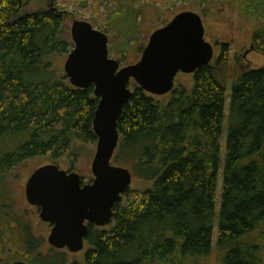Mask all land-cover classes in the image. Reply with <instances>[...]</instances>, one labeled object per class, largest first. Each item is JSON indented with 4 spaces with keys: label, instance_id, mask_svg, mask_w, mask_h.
<instances>
[{
    "label": "trees",
    "instance_id": "1",
    "mask_svg": "<svg viewBox=\"0 0 264 264\" xmlns=\"http://www.w3.org/2000/svg\"><path fill=\"white\" fill-rule=\"evenodd\" d=\"M179 1L209 7L218 1L232 4V0H64L60 9L72 3H82V9L91 5L90 14L114 29L118 21L135 17L138 27L145 5ZM32 2L0 0V220L11 218L13 212L6 187L13 169L34 159L63 158L73 169L84 145L98 143L93 122L99 100L94 88H74L53 67L52 59L69 55L72 48L61 27L63 19L52 10L30 12ZM241 4L262 21L254 42L264 53V0ZM132 38L128 36V41ZM227 62L225 48L215 65L193 77L190 89L175 87L165 103L134 86L118 123L121 140L113 163L132 173L136 188L115 206L110 227L90 226L82 261H70L68 253L29 238L25 243L29 254L41 247L44 251L34 253L28 264H264V70L239 75L226 116L227 89L216 66ZM8 251L12 253L11 248Z\"/></svg>",
    "mask_w": 264,
    "mask_h": 264
},
{
    "label": "water",
    "instance_id": "2",
    "mask_svg": "<svg viewBox=\"0 0 264 264\" xmlns=\"http://www.w3.org/2000/svg\"><path fill=\"white\" fill-rule=\"evenodd\" d=\"M205 36L202 18L183 12L152 34L137 64L122 67L120 60L110 58L105 33L87 21L73 22L74 47L64 72L74 88H94L99 100L93 122L98 143L90 182L84 183L81 174L63 171L56 164L37 169L27 182L26 200L51 227L47 242L52 249L79 254L85 249L91 225L105 229L113 224L114 208L123 203L133 183L132 173L113 163L121 140L118 123L133 96L130 84L134 80L153 97L171 94L178 75L196 76L216 60Z\"/></svg>",
    "mask_w": 264,
    "mask_h": 264
},
{
    "label": "rangeland",
    "instance_id": "3",
    "mask_svg": "<svg viewBox=\"0 0 264 264\" xmlns=\"http://www.w3.org/2000/svg\"><path fill=\"white\" fill-rule=\"evenodd\" d=\"M82 1L83 0H80V2ZM218 2L212 3L210 7L205 4L182 1L177 3L169 2L166 6L156 4H152V6L145 5L141 7L140 10L141 19H138L137 21L138 27L134 22L135 17L130 20L118 21L115 23L118 25H115L114 29L112 27L105 28L97 18L90 14L91 5L82 9L80 7L82 3H77L76 5L72 3L65 8L66 12H68L71 17L64 18L61 27L67 32L70 44H72V21L80 20L89 22L96 29L101 30L108 36L110 58L120 60L121 66L127 67L135 65L140 61L143 51L148 46L149 40L155 31L163 28V26L172 21L174 17L183 12H194L198 14L207 24L206 41L215 47L214 51L216 54V60L220 57L221 48L223 49L226 45L229 46L230 43H235L230 44L231 48L227 47V64H222L217 67L219 79L226 85L227 89L225 108L227 116L231 101L232 85L237 81L239 75L247 69L244 60V49L249 48L252 38L262 24V21L257 20L256 17L255 20L247 19L245 7L241 4V0H232L231 5L226 3L218 4ZM28 10L30 12L42 10V5L34 2L28 7ZM132 22L134 23V28L131 26ZM131 30L135 33H132ZM128 36H134V39L132 38V40L128 41ZM135 38H138V40L136 41ZM73 47L74 46L70 49L71 51L73 50ZM141 49L143 51L139 52ZM259 53L260 54L251 55L249 59H252L258 65H264V53L260 51ZM67 58L68 55L52 59L53 67L60 76L65 74L64 65ZM193 77V75H178L176 78V87L185 86L190 89L193 86ZM134 86H136V83L132 81L130 88L133 90ZM160 100L165 103L167 96L162 97ZM227 135L228 125L226 118L224 136L221 143L222 167L225 164ZM84 146L82 157L73 169L67 158H63L58 162H53L50 159L43 161L34 159L19 165L8 174L6 179V187L8 191L7 200L9 201V205L13 212L10 213L11 218L0 220V264H11L13 261L23 259L27 262L31 261L30 259H32L35 252L29 254L27 251L25 243L29 238L42 240L45 245L48 246V249L51 247L47 242L51 227L40 220L39 210L28 204L25 194L26 185L31 175L37 169L49 164H56L61 170L66 172H77L83 177L84 183L90 182L93 178L91 168L96 154L97 145ZM222 182L223 171L221 170L217 182L218 199L216 207V226L214 229V244L217 241L218 235L217 224L221 208ZM131 188H136L134 183ZM5 205H8L7 202H5ZM9 209L10 208H7L8 212ZM15 212L16 216L14 215ZM2 242L6 243L5 246H3ZM9 248H11L12 253H9ZM88 248L89 247L85 245L84 251L79 254H71L67 250H63V252L68 253L71 256L70 261H82ZM37 251V253H35L36 256L40 255L39 253L42 254L44 247H41Z\"/></svg>",
    "mask_w": 264,
    "mask_h": 264
},
{
    "label": "flooded vegetation",
    "instance_id": "4",
    "mask_svg": "<svg viewBox=\"0 0 264 264\" xmlns=\"http://www.w3.org/2000/svg\"><path fill=\"white\" fill-rule=\"evenodd\" d=\"M34 2H37V3H39V4H41L42 5V10H39V11H35V12H41V11H54V12H56L57 13V15H58V17H60V18H62L63 20H64V18H70L71 17V15H69L68 14V12H66V10L65 9H60V8H62L63 6H62V4H63V2H64V0H33V2L32 3H34ZM65 13V14H64ZM245 14L247 15L246 17H247V19H249V20H255V17L256 16H252V15H250L249 14V12H247V11H245ZM256 19L258 20V18L256 17ZM203 20V19H202ZM74 21H77V20H73L72 21V24H73V22ZM80 21V20H79ZM203 23H204V25H205V29H206V27H207V24H206V22H205V20H203ZM262 25V24H261ZM261 25L259 26V28L261 27ZM72 28V27H71ZM259 28L257 29V31H256V33L259 31ZM206 32H207V30H206ZM255 33V34H256ZM230 44H235L234 42L233 43H230ZM230 44H229V46L228 45H226V46H224L223 47V49L221 48V50H220V56L223 54V50L225 49V48H231L230 47ZM72 46H73V44H72ZM213 46V45H212ZM216 46H217V43H216ZM214 47V46H213ZM215 48V47H214ZM244 51H245V55H244V60H245V64H246V67H247V69H245V71L244 72H246V71H256V70H258V71H260V70H264V65H258L257 63H255L252 59H249L250 57H251V55H256V54H260L259 53V50H258V48H257V46H256V43L254 42V37L252 38V42L250 43V46H249V48H245L244 49ZM220 57H218V59H219ZM218 59L216 60V62L218 61ZM217 67H219V66H216V69H218ZM19 261H22V262H26V260L25 259H23V260H17V261H13V262H11V264H14V263H16V262H19Z\"/></svg>",
    "mask_w": 264,
    "mask_h": 264
}]
</instances>
